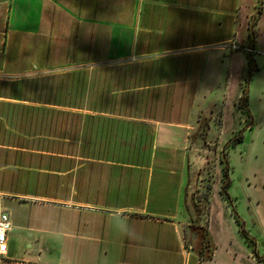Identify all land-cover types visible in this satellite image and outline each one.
<instances>
[{"label":"crops","instance_id":"1","mask_svg":"<svg viewBox=\"0 0 264 264\" xmlns=\"http://www.w3.org/2000/svg\"><path fill=\"white\" fill-rule=\"evenodd\" d=\"M258 2L0 0V264H264L219 181L212 258L190 242L194 134L223 88L224 137L244 120Z\"/></svg>","mask_w":264,"mask_h":264},{"label":"rangeland","instance_id":"2","mask_svg":"<svg viewBox=\"0 0 264 264\" xmlns=\"http://www.w3.org/2000/svg\"><path fill=\"white\" fill-rule=\"evenodd\" d=\"M259 5V2L258 4ZM258 8V7H257ZM256 44L255 60L257 70L252 74L249 83L247 104L253 116L252 129L244 132L243 140L227 149V160L230 166L231 185L227 189L233 200L236 213L246 222V229L256 238L260 249H264V4L255 23ZM246 80L244 81V84ZM226 88L218 92L213 101L214 107L207 110L200 118V125L194 134L193 142L197 149V179L192 193L198 198L205 196L213 189L217 181L222 185L225 180L224 163L221 148L241 127L246 128L249 113L236 105L239 114L244 118L240 127L224 137V103L228 100ZM243 94V91H242ZM231 95V94H230ZM232 96V95H231ZM243 112V113H242ZM230 119V117H229ZM238 125V123H237ZM239 126V125H238ZM212 195V194H211ZM202 202H204L202 200ZM203 225L207 217L203 216Z\"/></svg>","mask_w":264,"mask_h":264},{"label":"trees","instance_id":"3","mask_svg":"<svg viewBox=\"0 0 264 264\" xmlns=\"http://www.w3.org/2000/svg\"><path fill=\"white\" fill-rule=\"evenodd\" d=\"M244 111L247 112V110H244ZM225 174L227 175V171H225ZM211 194H212V190L210 191L209 195L207 194L205 196L204 199L199 197L198 200H195L196 195L192 193L191 198H190V206L192 207V211H194L197 214V217L194 218L192 225H191L190 242L193 243L194 235H196V237L200 239L201 247H200L199 252H200V256L204 260L212 258L213 252L215 249V245H214L212 236L209 232V229L207 227V223H205V225H203L202 223V221L204 220V218L202 217L206 216L208 218L209 213H210ZM202 200L204 202H202ZM246 239L250 244L251 240L247 236H246Z\"/></svg>","mask_w":264,"mask_h":264},{"label":"flooded vegetation","instance_id":"4","mask_svg":"<svg viewBox=\"0 0 264 264\" xmlns=\"http://www.w3.org/2000/svg\"><path fill=\"white\" fill-rule=\"evenodd\" d=\"M255 46V45H254ZM254 60H255V53H252V57H250V64H251V67H250V70L253 68V64H254ZM249 70V71H250ZM249 71H248V73H249ZM253 73H254V71H253ZM252 73V74H253ZM247 78H248V74L246 75V77H245V80H246V83L245 84H243V94H242V96H241V98H240V106H242L245 110H247V112L249 113V122H248V124H247V126H246V128H243V127H241L240 129H239V132H237L234 136H232V137H230V139L227 141V143L221 148V155H222V160H223V163H224V169H225V171H227V175L225 174V171H224V174H225V180L224 181H226V179L227 178H229V180H227L226 181V183L225 184H222V187H224V189L222 190V187H221V192L223 193V195L224 196H226V192L228 193V191H227V189L229 188V186L231 185V181H230V177H229V174H230V166H229V162H228V160H227V149L230 147V146H232V145H235V144H238V143H240L242 140H243V138H244V132L247 130V129H252V125H253V116H252V113H251V111H250V109L248 108V104H247V97H246V105H244L243 103H242V98H243V96H244V92H245V90H246V87H247V82H248V80H247ZM248 96V95H247ZM251 123V126H249V124ZM239 138H241V139H239ZM225 148V149H224ZM223 152H224V154H225V157H226V160H227V162H228V164H226V162H225V160H224V156H223ZM223 181V182H224ZM230 181V182H229ZM229 183V184H228ZM228 203H229V205L232 207V210H233V214L235 215V217H236V219H237V222H238V225H239V227L242 225V222H241V220L236 216V211H235V207H234V204H233V200H232V198H231V200H229L228 201ZM245 222V221H244ZM246 223V222H245ZM243 235H246L250 240H251V243H250V245L251 246H253L254 244H258L257 245V248H256V253L259 255V259H261L262 261L264 260V249L262 250V249H260V246H259V243L253 238V237H250L249 236V234H250V232H249V230H247L246 229V226H245V231H244V233H242ZM194 246H196L197 248H198V250H200V247H201V242H200V239H198L197 237H196V235H194Z\"/></svg>","mask_w":264,"mask_h":264},{"label":"water","instance_id":"5","mask_svg":"<svg viewBox=\"0 0 264 264\" xmlns=\"http://www.w3.org/2000/svg\"><path fill=\"white\" fill-rule=\"evenodd\" d=\"M263 4H264V0H259V5H258V8L257 10L255 11L253 17H252V20H251V24H250V34H251V37H252V42L248 48V52H249V56L252 57V53H253V50H254V45L256 44V32H255V23H256V20L258 18V16L260 15L262 9H263ZM258 68V64L256 62V60H254V64H253V68L249 71L248 73V82H247V87H246V90L244 92V96L242 98V103L244 105H246V97L248 95V92H249V83H250V80H251V77H252V73L253 71L257 70ZM249 126H251V123L249 124ZM225 149V148H224ZM223 156H224V160L226 162V164H228L227 160H226V157H225V154L223 152ZM229 180V178L226 179V181ZM226 181L223 182V184L226 183ZM224 189V187H222V190ZM226 199L229 201L231 199L230 195L226 192ZM236 216L241 220L242 222V225L240 226V233H244L245 231V226H246V223L244 222V220L238 215L236 214ZM242 236L246 239V236L242 234ZM250 237H253L249 234ZM254 238V237H253ZM256 240V238H254ZM247 241V239H246ZM248 242V241H247ZM249 243V242H248ZM257 243L253 245V249H254V255L256 258L259 259V255L256 253V248H257ZM262 246H264V243L262 244ZM261 260V259H259ZM262 261V260H261ZM264 263V260L262 261Z\"/></svg>","mask_w":264,"mask_h":264},{"label":"built area","instance_id":"6","mask_svg":"<svg viewBox=\"0 0 264 264\" xmlns=\"http://www.w3.org/2000/svg\"><path fill=\"white\" fill-rule=\"evenodd\" d=\"M12 228V221L8 212L3 211L0 213V255L6 253L8 245V232Z\"/></svg>","mask_w":264,"mask_h":264}]
</instances>
